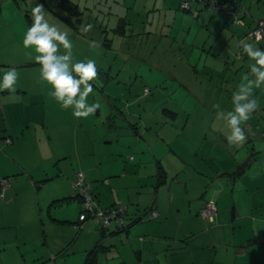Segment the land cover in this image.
Listing matches in <instances>:
<instances>
[{
    "label": "crops",
    "instance_id": "0c3cea01",
    "mask_svg": "<svg viewBox=\"0 0 264 264\" xmlns=\"http://www.w3.org/2000/svg\"><path fill=\"white\" fill-rule=\"evenodd\" d=\"M166 1L163 9L182 18L201 16V24L212 22L217 33L208 52L221 54L219 36L230 31L231 56L224 50L225 57L218 58L216 65H203L215 68L221 60L225 69L231 57L233 111L232 96L242 77L248 74V79H255L250 74L255 61L241 42L264 50V39L244 37L261 19L264 37V0H240L247 15L242 26L231 24V30L230 22L216 11L192 3L191 11L184 14L174 9L179 0ZM205 44L202 41L201 48ZM21 80L16 81L15 91L0 90V179L7 176L9 181L0 198V264H83L87 257L90 264H264V84L254 92L260 109L241 125L247 137L243 144L229 145L225 135L213 136L202 150L204 142L198 147L199 138L191 141L180 135L185 125L178 133L164 124L159 133L155 122L144 123L141 136L132 141V163L125 158L122 163L119 155L125 147L120 139L117 153L111 154L102 172L97 170L100 161L81 167L55 144L56 133L48 134L42 120L50 130L56 120L37 114L38 106L30 102ZM95 83L94 87L103 86ZM37 118L39 135L26 142L25 132L38 130ZM130 126L126 133L131 136L129 129L136 134L137 128ZM214 152L222 155L221 164ZM76 171L82 172L99 207L116 201L125 204L126 230H102L90 219L77 220L80 205L68 196ZM208 199L216 208L211 223L197 217ZM149 207L157 211L156 217L143 216Z\"/></svg>",
    "mask_w": 264,
    "mask_h": 264
},
{
    "label": "rangeland",
    "instance_id": "374dc122",
    "mask_svg": "<svg viewBox=\"0 0 264 264\" xmlns=\"http://www.w3.org/2000/svg\"><path fill=\"white\" fill-rule=\"evenodd\" d=\"M166 2L0 0V82L5 72L15 68L17 81L22 79L20 85L28 90L30 102L38 106L37 114L48 116L50 121L56 120L52 130L50 124L42 120L43 125H48L47 133H56L55 144L65 148L63 151H68L69 157H74L81 167L100 161L101 166H97V170L105 172L104 164L116 152L120 139L125 149L119 157L122 163L124 158L130 159L129 156H134L132 141L136 135L141 136L144 123L155 122L159 133V126L164 124L170 128L174 126L178 133L185 125L180 135L189 137L191 141L199 138L197 146L204 142L202 150L206 149L207 141L213 136L230 134L227 122L222 124L225 120L219 119L217 113L231 111V57L225 69L221 60L217 64L219 69L203 65H216L218 58L225 57L224 50L231 56L230 31L224 30L219 36L223 47L221 54L208 52L211 38L217 33L212 22L201 24V16L197 20L190 16L191 20L182 18L175 11L163 9ZM37 4L43 5L45 19L50 25L54 24L60 31L68 33L73 44V64L95 61L98 75L90 81L93 92L87 97V103H99L100 107L87 118L75 117L73 106L63 109L49 95L53 89L46 81L40 80L41 66L35 60L38 55L35 46L23 47L25 34L33 23L32 8ZM174 9L184 14L191 11L190 5L187 9L181 3ZM87 24L93 27L84 33L81 29ZM231 24H228L229 30L234 28ZM204 40L205 48H201ZM93 42L98 47L93 48ZM58 54H65L63 46L59 47ZM199 56L201 58L197 59ZM97 80L103 83L102 87L93 86ZM216 104L220 106L218 109L213 107ZM40 108L48 111L41 113ZM38 120L36 133L32 130L25 132L23 138L26 142L39 135ZM68 120L71 121L68 123ZM129 126L137 128L136 134L132 128L129 129L131 136L126 133ZM219 144L226 149L224 143ZM214 153L219 156L216 163L221 164L222 155ZM32 164L36 165L35 162ZM4 179L8 181L7 176ZM73 193L70 188L68 196Z\"/></svg>",
    "mask_w": 264,
    "mask_h": 264
},
{
    "label": "clouds",
    "instance_id": "9594fccd",
    "mask_svg": "<svg viewBox=\"0 0 264 264\" xmlns=\"http://www.w3.org/2000/svg\"><path fill=\"white\" fill-rule=\"evenodd\" d=\"M32 20L33 23L25 34L23 47L27 49L29 46H35V52L38 53L35 60L41 66L40 80L46 81L53 89L49 95L55 98L63 109L73 106V115L77 118H87L94 114L100 104L89 105L87 97L93 92L90 81L95 80L98 75L95 61L72 63L73 44L68 39V33L48 23L42 4H37L32 8ZM92 27V24H87L81 31L87 33ZM260 39L264 37L258 33L257 42ZM241 44L250 60L255 61L250 65V74L255 79H248L249 75L245 74L238 91L232 96L233 111L217 113L219 119L227 122L230 130V134L226 136L228 144L236 146L243 144L247 138L241 125L251 119L252 114L260 109V101L254 96V92L264 84V50L254 47L251 43L241 42ZM60 46H63L65 50L63 55L58 54ZM91 46L98 47L95 42ZM17 79L18 72L15 68L5 72L3 81L0 83V90L15 91ZM81 85H83V90H81ZM213 107L218 109L220 106L216 104Z\"/></svg>",
    "mask_w": 264,
    "mask_h": 264
},
{
    "label": "built area",
    "instance_id": "2783aa9c",
    "mask_svg": "<svg viewBox=\"0 0 264 264\" xmlns=\"http://www.w3.org/2000/svg\"><path fill=\"white\" fill-rule=\"evenodd\" d=\"M183 8H189L192 3L199 4L205 9L216 11L226 17L231 23L242 26V17L247 15L246 8L240 4V0H181ZM262 22L263 20H257L253 28H251L246 34L245 38L253 39L257 41V34L262 36ZM262 40V39H260ZM259 40V41H260ZM6 142L10 140L5 139ZM8 187V181L4 178L0 179V197H2L4 191ZM70 188L74 192L72 197H76L81 202V206L85 210L78 215L79 220H83L85 217H89L99 227L106 228L112 223L117 230H121L124 227L123 213L125 206L121 201H116L109 208H100L94 202L90 189L83 182V178L80 172L75 173V178L70 182ZM149 216H156L157 212L151 209L147 212ZM215 215V206L212 199L206 200L202 207L198 211V216L201 219L210 221Z\"/></svg>",
    "mask_w": 264,
    "mask_h": 264
},
{
    "label": "trees",
    "instance_id": "16d2710c",
    "mask_svg": "<svg viewBox=\"0 0 264 264\" xmlns=\"http://www.w3.org/2000/svg\"><path fill=\"white\" fill-rule=\"evenodd\" d=\"M181 0H179V2H180ZM178 2V7H179V3ZM223 16V15H222ZM229 21V20H228ZM10 142V141H9ZM9 142H6V143H9ZM69 198H73V199H76V200H78V203L80 204V209H79V213H78V215L80 214V213H83L85 210L83 209V207L81 206V202L79 201V199L78 198H76V197H72V196H69ZM93 200H94V202L97 204V202H96V200L93 198ZM206 200H204V202H205ZM203 202V203H204ZM214 202V201H213ZM123 203V202H122ZM203 203H202V205H203ZM114 204V203H113ZM112 204V205H113ZM124 204V203H123ZM112 205H110V206H108V207H106V208H109V207H111ZM202 205L199 207V209L202 207ZM98 206V205H97ZM124 206H125V204H124ZM214 206H215V204H214ZM99 207V206H98ZM126 207V206H125ZM101 208V207H100ZM151 209H153V208H147V209H145L144 210V214H143V216L145 217L146 216V218H154V217H156L157 215H158V213H157V215L156 216H154V217H152V216H149V215H147L148 213V211H150ZM199 209H198V211H199ZM155 210V209H154ZM198 211H197V217L200 219V220H202L203 222H205V223H211L212 221H213V219H214V217H215V215H214V217L210 220V221H208V220H206V219H201L199 216H198ZM157 212V211H156ZM215 213H216V208H215ZM78 215H77V217H78ZM123 217H125V210H124V213H123ZM85 219H90L89 217H85L83 220H85ZM77 220L78 221H82V220H79L78 218H77ZM91 220V219H90ZM124 223H125V225H124V227H122V229L121 230H126V228H127V226H128V224L124 221ZM110 224H112V223H110ZM110 224L108 225V226H110ZM113 225V224H112ZM107 226V227H108ZM106 227V228H107ZM102 230L103 229H106V228H103V227H100ZM112 230L114 231V230H117V228H115V226L113 225V227H112ZM83 264H90V262L88 261V257L85 259V262L83 263Z\"/></svg>",
    "mask_w": 264,
    "mask_h": 264
},
{
    "label": "bare ground",
    "instance_id": "6f19581e",
    "mask_svg": "<svg viewBox=\"0 0 264 264\" xmlns=\"http://www.w3.org/2000/svg\"><path fill=\"white\" fill-rule=\"evenodd\" d=\"M226 18V17H225ZM227 19V18H226ZM228 20V19H227Z\"/></svg>",
    "mask_w": 264,
    "mask_h": 264
}]
</instances>
